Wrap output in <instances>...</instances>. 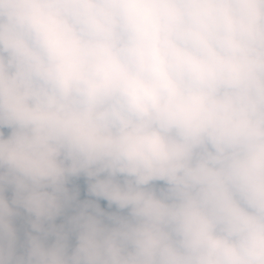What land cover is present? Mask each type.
I'll return each instance as SVG.
<instances>
[{
    "label": "clouds",
    "instance_id": "obj_1",
    "mask_svg": "<svg viewBox=\"0 0 264 264\" xmlns=\"http://www.w3.org/2000/svg\"><path fill=\"white\" fill-rule=\"evenodd\" d=\"M0 264H264V0H0Z\"/></svg>",
    "mask_w": 264,
    "mask_h": 264
},
{
    "label": "trees",
    "instance_id": "obj_2",
    "mask_svg": "<svg viewBox=\"0 0 264 264\" xmlns=\"http://www.w3.org/2000/svg\"><path fill=\"white\" fill-rule=\"evenodd\" d=\"M104 203H106V202H103V201H102V204H104Z\"/></svg>",
    "mask_w": 264,
    "mask_h": 264
}]
</instances>
